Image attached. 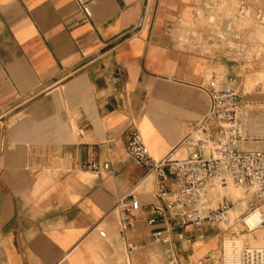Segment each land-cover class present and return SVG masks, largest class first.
Masks as SVG:
<instances>
[{"label":"crops","instance_id":"crops-1","mask_svg":"<svg viewBox=\"0 0 264 264\" xmlns=\"http://www.w3.org/2000/svg\"><path fill=\"white\" fill-rule=\"evenodd\" d=\"M217 9L215 0H0V264L215 263L217 226L148 222L174 180L134 161L127 133L136 126L157 161L187 152L209 109L211 69H224L222 83L237 70L197 45L215 38L200 18H226ZM89 161L111 170H84ZM131 194L140 209L123 228L115 206Z\"/></svg>","mask_w":264,"mask_h":264},{"label":"built area","instance_id":"built-area-1","mask_svg":"<svg viewBox=\"0 0 264 264\" xmlns=\"http://www.w3.org/2000/svg\"><path fill=\"white\" fill-rule=\"evenodd\" d=\"M82 7L85 15L91 17L89 6L84 4ZM250 15V4L242 0L236 18H250ZM254 18L264 26V6L255 11ZM233 30L232 21L225 20L223 31L217 32L215 38L239 40L241 34H234ZM237 47L244 50L240 43ZM206 91L209 109L186 139V156L157 161L150 154L139 129L133 126L128 130L129 156L149 171L157 172L164 183L171 178L174 180L173 190H161L165 203L152 205L155 216L148 222L155 224L158 218H166L172 227L194 225L203 233L207 227L217 226L219 230L226 231L221 225L228 221L234 202L222 195L213 206L211 180L219 178L223 184L232 181L236 186L245 188L255 200L251 209L239 220L243 230L254 232L264 227V149L249 148L247 145L249 138L238 115L243 104L235 79L231 77L222 83L214 78ZM82 167L98 174L111 170L109 162L89 161ZM139 209L140 201L134 194L130 199L125 197L117 201L115 210L123 228L135 225ZM153 237L163 243L170 241L162 236L160 230H155ZM227 240L222 246V264H264V246H252L236 231Z\"/></svg>","mask_w":264,"mask_h":264},{"label":"rangeland","instance_id":"rangeland-1","mask_svg":"<svg viewBox=\"0 0 264 264\" xmlns=\"http://www.w3.org/2000/svg\"><path fill=\"white\" fill-rule=\"evenodd\" d=\"M215 1L218 9L212 14H225L227 18H200L201 25L209 24L217 32H222L224 21L230 20L234 26V34H241V38L239 40L233 38L198 39L196 40L198 41L197 45L201 51L211 56H225L228 63L237 69L233 78L243 104L239 110V118L247 138L258 139V142L253 143L252 147L264 149V26L254 18L255 11L263 7L264 2L263 0H247L250 4V18H236L242 0ZM238 43L241 44V47L244 46V50L238 49ZM212 72L215 73L218 82H222L224 69H211L210 73ZM250 144L251 142L247 145L252 148ZM186 154L187 152L184 150L180 156L184 157ZM210 193L213 206H216L218 197L222 195L228 196L234 202L228 215V221L221 225L226 231L218 230L222 246L233 231L239 233L240 237L252 246L264 245V227L254 232H248L243 230L239 223L240 218L251 209L252 203L255 201L245 188L236 186L232 181L223 184L219 178H214L211 180ZM216 256L218 258H215L214 264H222V248L216 253Z\"/></svg>","mask_w":264,"mask_h":264},{"label":"bare ground","instance_id":"bare-ground-1","mask_svg":"<svg viewBox=\"0 0 264 264\" xmlns=\"http://www.w3.org/2000/svg\"><path fill=\"white\" fill-rule=\"evenodd\" d=\"M221 1H222V0H221ZM222 2H225V1H222ZM219 3H220V1H219ZM221 6H223V5H221ZM230 12H231V11H230ZM257 37H258V36H257ZM249 140H250L249 142H251L250 147H252V144H253V143L258 142V139H257V138H254V137H250ZM252 148H254V147H252ZM258 149H260V148H258ZM231 210H232V208H231ZM231 210H230V211H231ZM261 240H262V239H261ZM227 241H228V240L225 241V244L227 243ZM256 243H257V242H256ZM262 246H264V245H258L257 247H262Z\"/></svg>","mask_w":264,"mask_h":264}]
</instances>
